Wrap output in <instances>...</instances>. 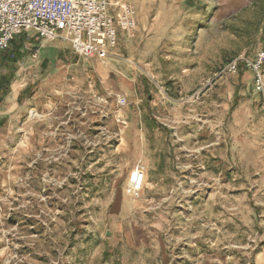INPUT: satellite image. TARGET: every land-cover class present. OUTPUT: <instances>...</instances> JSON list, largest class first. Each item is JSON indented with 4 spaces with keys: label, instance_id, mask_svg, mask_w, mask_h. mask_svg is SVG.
Instances as JSON below:
<instances>
[{
    "label": "rangeland",
    "instance_id": "obj_1",
    "mask_svg": "<svg viewBox=\"0 0 264 264\" xmlns=\"http://www.w3.org/2000/svg\"><path fill=\"white\" fill-rule=\"evenodd\" d=\"M107 1L136 24L103 58L33 30L0 49L48 39L83 74L62 90V65L26 70L37 97L0 136V264H264V0ZM108 60L131 92L102 86Z\"/></svg>",
    "mask_w": 264,
    "mask_h": 264
},
{
    "label": "built area",
    "instance_id": "obj_2",
    "mask_svg": "<svg viewBox=\"0 0 264 264\" xmlns=\"http://www.w3.org/2000/svg\"><path fill=\"white\" fill-rule=\"evenodd\" d=\"M131 5L119 4L118 12H110L107 0H0V49L17 34L33 30L47 38L67 39L73 51L85 57L103 58L116 43V29L133 30L136 21ZM62 34V35H61ZM36 56V52L32 53ZM253 68L258 70L264 51L258 53ZM256 83L264 90L260 72ZM120 105L125 98L117 99ZM143 170H139L131 189H140Z\"/></svg>",
    "mask_w": 264,
    "mask_h": 264
},
{
    "label": "crops",
    "instance_id": "obj_3",
    "mask_svg": "<svg viewBox=\"0 0 264 264\" xmlns=\"http://www.w3.org/2000/svg\"><path fill=\"white\" fill-rule=\"evenodd\" d=\"M35 50L37 52L35 58L27 54L19 56L21 57L20 59L14 56V58H10L8 56L10 50L3 52L0 56V136L2 138L5 136V140L7 138L14 139V136L10 135L9 137L7 133L18 126L20 118L30 108L33 99L37 97V94L29 95L25 86L30 83V76L26 72L29 67L39 66L44 63L62 65L60 76H54L59 78L56 83H59L62 90H69L77 83L80 77H83L82 69L71 66L72 64L70 63L65 64L64 61L58 59L59 47L56 43L49 42L47 39ZM12 51L14 52L15 50L13 49ZM95 67L98 78L106 91L128 93L134 88V78L127 77L125 74V72L132 71L128 63L123 64L114 60L99 61L98 66ZM69 71L75 74L74 79L77 81L73 80L70 83L64 79Z\"/></svg>",
    "mask_w": 264,
    "mask_h": 264
},
{
    "label": "bare ground",
    "instance_id": "obj_4",
    "mask_svg": "<svg viewBox=\"0 0 264 264\" xmlns=\"http://www.w3.org/2000/svg\"><path fill=\"white\" fill-rule=\"evenodd\" d=\"M32 113H33V112H32ZM142 186H143V185H142ZM142 186H141V187H142Z\"/></svg>",
    "mask_w": 264,
    "mask_h": 264
}]
</instances>
